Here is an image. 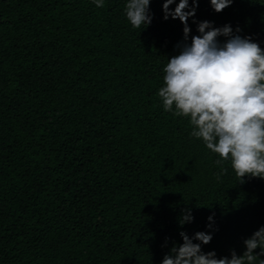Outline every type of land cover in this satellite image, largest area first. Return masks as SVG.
Masks as SVG:
<instances>
[{
	"label": "trees",
	"instance_id": "1",
	"mask_svg": "<svg viewBox=\"0 0 264 264\" xmlns=\"http://www.w3.org/2000/svg\"><path fill=\"white\" fill-rule=\"evenodd\" d=\"M163 2L141 30L125 0H0V264H160L209 215L203 251L230 257L264 225V178L239 182L163 110V67L184 35ZM204 20L264 49V0L221 12L198 0L192 35Z\"/></svg>",
	"mask_w": 264,
	"mask_h": 264
},
{
	"label": "clouds",
	"instance_id": "2",
	"mask_svg": "<svg viewBox=\"0 0 264 264\" xmlns=\"http://www.w3.org/2000/svg\"><path fill=\"white\" fill-rule=\"evenodd\" d=\"M151 2L125 0L124 15L133 27L142 30L151 24ZM92 3L102 8L105 0ZM232 3L210 0L216 12ZM197 8L198 0H164L162 4L163 18L179 19L184 35L176 45L177 54L167 57L157 95L164 111L188 118L192 126L189 136L202 140L217 154V165L228 161L239 182L246 176L264 178V49L231 24L217 27L211 21H200L199 34L192 35L188 21L195 17ZM224 171L221 167L216 173L217 180ZM207 219L208 231L192 236L181 231L183 243L173 244L160 264H256L257 259L264 264L260 258L264 255V225L243 241L241 255L233 249L230 257L217 258L215 251H203L202 246L211 242L214 233V215ZM193 221L192 209H182L179 225Z\"/></svg>",
	"mask_w": 264,
	"mask_h": 264
},
{
	"label": "water",
	"instance_id": "3",
	"mask_svg": "<svg viewBox=\"0 0 264 264\" xmlns=\"http://www.w3.org/2000/svg\"><path fill=\"white\" fill-rule=\"evenodd\" d=\"M2 2H7L8 0H1Z\"/></svg>",
	"mask_w": 264,
	"mask_h": 264
}]
</instances>
